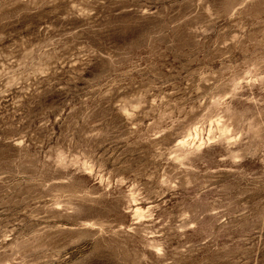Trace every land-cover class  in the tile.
Here are the masks:
<instances>
[{
    "label": "rangeland",
    "instance_id": "obj_1",
    "mask_svg": "<svg viewBox=\"0 0 264 264\" xmlns=\"http://www.w3.org/2000/svg\"><path fill=\"white\" fill-rule=\"evenodd\" d=\"M0 264H264V0H0Z\"/></svg>",
    "mask_w": 264,
    "mask_h": 264
}]
</instances>
